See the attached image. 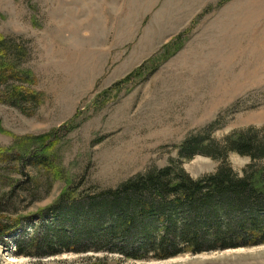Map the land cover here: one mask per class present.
I'll list each match as a JSON object with an SVG mask.
<instances>
[{
    "label": "rangeland",
    "instance_id": "rangeland-1",
    "mask_svg": "<svg viewBox=\"0 0 264 264\" xmlns=\"http://www.w3.org/2000/svg\"><path fill=\"white\" fill-rule=\"evenodd\" d=\"M0 35L24 47L9 56L22 79H0V150L35 153L44 143L60 174L0 158L1 204L33 181L11 208L0 205L5 219L23 218L0 242V264H264V244L130 260L24 256L14 243L39 216L50 223L64 191L113 188L165 167L192 136L220 143L264 129V0H0ZM227 160L236 171L249 163L233 152ZM219 164L201 154L182 161L192 178Z\"/></svg>",
    "mask_w": 264,
    "mask_h": 264
},
{
    "label": "trees",
    "instance_id": "trees-1",
    "mask_svg": "<svg viewBox=\"0 0 264 264\" xmlns=\"http://www.w3.org/2000/svg\"><path fill=\"white\" fill-rule=\"evenodd\" d=\"M10 39L0 35V79L6 73L22 79L20 72L9 66V56L17 60L24 47L22 42L10 43ZM24 73L31 75L30 71ZM15 96L36 98L18 92ZM204 139H186L177 159H170L165 167L138 173L113 188L64 191L53 207L50 205V223L42 227L39 216L30 237L15 239L17 254L49 257L64 251L102 252L130 260H165L185 253L264 244V129L233 131L220 143H205ZM14 148L0 150V158L20 163L22 168L60 175L59 164L45 151L44 143L35 153H24L22 148L15 152ZM230 152L247 156L249 163L240 171L234 170L227 160ZM196 154L220 164L213 173L192 178L182 161ZM24 183L8 190L6 201L0 202L3 208H11L13 198H24L21 192L25 194L28 188L24 187H29ZM21 219L17 216L11 221L0 214V242L20 225Z\"/></svg>",
    "mask_w": 264,
    "mask_h": 264
}]
</instances>
